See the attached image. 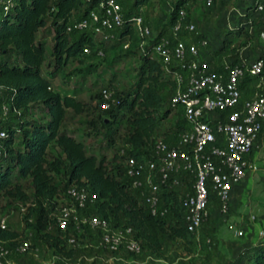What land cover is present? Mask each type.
I'll return each instance as SVG.
<instances>
[{"label":"trees","instance_id":"1","mask_svg":"<svg viewBox=\"0 0 264 264\" xmlns=\"http://www.w3.org/2000/svg\"><path fill=\"white\" fill-rule=\"evenodd\" d=\"M95 1L20 0L12 12L0 18V86L6 93L4 102H7L11 109L22 112L23 115L33 114L32 106L39 105V112L47 118L44 124L33 121L19 124H13L10 121L3 123L7 136L0 142L5 153L0 158V198L24 199L25 196L18 181L29 177L33 189V204L27 206L26 217L35 213V228L44 231L46 234L43 235L49 237L51 234L45 230L48 213L54 206L51 199L58 194L50 173L63 168L62 172L66 178L59 193L62 194L65 187L72 183L86 186L97 195L95 212L114 225L120 223L131 225L140 243L143 240L152 251H156L157 235L160 230L166 229L171 236L178 238H183L188 233L182 224L181 212L177 209V188L167 192L160 187L159 196L163 202H168L169 213L164 217L151 216L141 203L139 194L130 189V180L124 175V169L117 166L109 167V162L103 155L95 157L93 154H85L81 141L64 131L59 132L65 111L71 109L79 113L82 109L81 102L74 100L71 95H60L52 91L50 79L42 75L40 70L46 56L45 38L48 36H52L49 55L52 57L53 66L64 65L68 60L79 58V56L88 57V54L82 52L85 45L92 49L89 56L95 55V42L89 34L65 31L66 23L84 16ZM125 1L128 0L122 1L121 4L124 17L127 18L131 14H137L139 8L148 0H131L130 5L124 3ZM186 1L175 0L167 23L143 47V51L139 48L131 49L129 44L124 49L126 55L139 53L140 61L137 65L135 80L125 95L119 97L115 105L105 110L107 118L97 116L98 126L96 127V131L101 132L108 143L114 141L120 126L125 128L127 134L125 143L128 150L125 155L120 156L122 159L127 155L137 159L146 155L147 141L153 142L156 138H163L168 143L172 142L177 132L184 126L180 113L177 111L180 117L172 132L165 137H152L158 121L155 114L162 104L158 90L168 84L172 94L174 86L169 75L162 70L157 57L151 53L150 46L158 37L170 36V26L176 19L177 10L184 9ZM258 4L264 11V0H254L251 10ZM124 7L127 8L125 11ZM184 22H189L186 20V14ZM39 30H41V36L36 39V33ZM239 33V29L227 32L222 37L220 47L214 50L213 54L223 51L226 42ZM135 34V29L126 23L119 32L118 39L112 43L121 46L123 41L132 40ZM180 38L198 43L204 37L200 34L195 35L193 30L191 33L182 31ZM205 50L203 56L219 68L221 59L212 61L210 58L212 50ZM238 60L230 61L234 63ZM254 81L255 77L244 76L240 88L244 83ZM171 111L168 103L162 111L161 118ZM91 123L94 124L92 121ZM52 141L64 155V163L56 158L47 162L45 153ZM214 204L217 207L216 200L211 197L207 204L208 209ZM172 208L176 210V215L179 217L178 226L169 224L168 218ZM78 235L83 236V234L74 233L76 239ZM64 236L56 230L55 235L51 237V242L59 255L69 258L73 253V247L65 248ZM14 237L16 234L12 230L0 229V239ZM246 264H264V250L256 249Z\"/></svg>","mask_w":264,"mask_h":264},{"label":"built area","instance_id":"2","mask_svg":"<svg viewBox=\"0 0 264 264\" xmlns=\"http://www.w3.org/2000/svg\"><path fill=\"white\" fill-rule=\"evenodd\" d=\"M19 1L0 0V16L12 12ZM122 1L96 0L84 16L67 22L65 31L84 32L98 43H106L116 41L127 23L140 37L150 35L139 14L124 17ZM256 8L260 10L261 5ZM184 19L185 11L179 8L170 26V36L162 35L150 46L151 53L173 82L169 106L180 113L184 126L172 142L156 138L148 146L147 154L139 159L127 155L124 175L130 180V189L139 194L141 203L154 217L169 213L168 202H163L159 196L160 187L173 191L182 179L189 181L191 189L179 196L177 207L186 231L194 233L210 214L207 206L210 198L217 202V213L226 214L232 188L246 172L256 170L250 158L254 142L264 128V32L259 35L261 46L253 58L242 57L234 63L222 58L216 68L203 56L208 45L205 38L198 43L180 38L182 31L194 30L193 24ZM147 43L139 45L140 51ZM128 44V40L123 41L121 47L126 49ZM82 52L90 53V47L85 45ZM95 54H100V48L96 47ZM244 76L255 77L252 92L246 97L240 88ZM3 91L0 86V93ZM110 95L107 88L101 90L103 110L110 107ZM11 110L16 111L7 102L0 104V142L7 136L2 119L7 120ZM4 154L0 144V158ZM53 202L45 230L54 228L65 235V245L76 244L74 233L81 234L85 230L87 239L97 250L140 251V240L133 227L114 225L95 212L97 195L86 186L72 183ZM228 227L234 235H241L240 230L233 229L232 223ZM0 229H6L3 218H0ZM32 250L36 249L25 238L0 239V264H20L18 258ZM45 264H56V260L52 257Z\"/></svg>","mask_w":264,"mask_h":264},{"label":"rangeland","instance_id":"3","mask_svg":"<svg viewBox=\"0 0 264 264\" xmlns=\"http://www.w3.org/2000/svg\"><path fill=\"white\" fill-rule=\"evenodd\" d=\"M174 2L175 0H148L139 8L137 14L142 17L144 25L150 30V35L140 37L136 32L133 39L128 40L129 48H139L142 42H149L162 30ZM253 2L254 0H210L209 3H206V0L186 1L184 5L186 20L193 24L195 35L200 34L207 40L206 49L212 50L210 51L212 61H219L222 58L236 61L242 57L250 60L257 54L260 45L259 35L264 32V11L257 10L256 7L251 10ZM124 3L130 5L131 0ZM237 29L240 30L239 35L232 36L231 40L226 42L223 51L213 54L214 50L220 47L222 37L227 32ZM40 36L41 30L36 33V39ZM45 41L46 56L40 68L42 75L50 79L52 91L60 95H71L74 100L81 102L82 108L79 113L71 109L65 111L59 132L64 131L81 141L85 154H93L95 157L103 155L109 162V167L117 166L124 169L125 160L120 156L125 155L128 150L125 143L127 136L125 128L120 126L114 141L108 143L102 133L96 131L97 116L107 118L105 110L100 107L102 89L107 88L111 92L110 106L129 90L137 73L139 53L126 55V50L120 45H113L112 42L98 43L94 38V45L100 48V54L89 56L92 51L90 48L88 57L79 56L68 60L64 65L53 66L52 57L49 55L52 36L46 37ZM253 83H244L241 87L244 97L251 94ZM158 93L162 104L155 114L158 121L152 137H165L172 132L180 116L176 111H171L161 118L171 95L169 85L160 87ZM5 94L4 91L0 93V104L4 102ZM32 107L31 115L11 110L7 120L2 119L3 123L10 121L19 124L33 121L44 124L47 118L39 112L40 106ZM259 143L260 147L252 150L256 158H259L258 164L255 165L256 170L246 172L242 179L244 181L241 180L237 187L230 191L227 213L218 214L214 204L213 211L198 230L192 234L186 233L183 238L171 236L166 229L160 230L157 235L156 251H152L142 240L138 253L103 252L95 249L84 230L81 233L83 236L78 235L76 244L65 246L73 247L72 255L69 258L59 255L51 242L56 230L50 229L51 235L45 237L43 234L46 233L34 226L35 213L26 217L27 206L33 204V189L29 177L18 181L24 199L0 198V218L4 219L6 228L12 230L19 240L25 238L32 248L36 249L19 257L20 264H45V261L52 257L55 258L56 264H246L256 249L264 250V128ZM151 145L152 142L147 141L146 150ZM45 158L47 162L56 158L64 163V155L53 141L46 149ZM62 171L63 168H59L57 172L50 173L58 193L55 198L62 195L59 191L64 186L66 178ZM190 189V182L183 180L176 190L177 197ZM53 200L52 198L51 201ZM138 203L140 204V201ZM169 203L171 205L170 200ZM233 215L234 219L231 217ZM168 220L171 225L180 224L173 208ZM229 223H232L233 229L240 230L241 235H234L232 228L228 227Z\"/></svg>","mask_w":264,"mask_h":264},{"label":"crops","instance_id":"4","mask_svg":"<svg viewBox=\"0 0 264 264\" xmlns=\"http://www.w3.org/2000/svg\"><path fill=\"white\" fill-rule=\"evenodd\" d=\"M262 133V132H261ZM261 133L259 134V136H258V138L255 140V142H254V148H258V146L260 147V143H259V141H260V137H261ZM251 157L252 158H250L251 160H252V162L255 164V165H257L258 164V162H259V158H256V154L253 152L252 153V155H251ZM242 181H244V180H242ZM239 184V183H238ZM238 184H236L235 186L237 187V185ZM234 186V187H235ZM233 187V188H234ZM232 188V189H233ZM232 191V190H231ZM213 209H214V207L213 206H211L210 207V209H209V212L211 213L212 211H213ZM233 219L235 218V216L233 215V216H231ZM230 221H232V220H230Z\"/></svg>","mask_w":264,"mask_h":264}]
</instances>
